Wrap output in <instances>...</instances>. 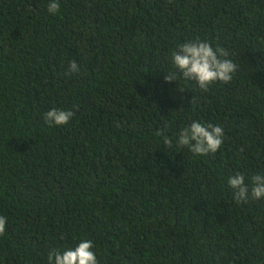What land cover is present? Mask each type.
Here are the masks:
<instances>
[{"label": "trees", "instance_id": "trees-1", "mask_svg": "<svg viewBox=\"0 0 264 264\" xmlns=\"http://www.w3.org/2000/svg\"><path fill=\"white\" fill-rule=\"evenodd\" d=\"M48 3L0 0V264L82 239L99 264H264V198L228 186L264 175V0ZM197 39L228 51L231 83L163 80ZM53 107L75 115L49 126ZM194 120L223 127L216 153L157 135Z\"/></svg>", "mask_w": 264, "mask_h": 264}, {"label": "clouds", "instance_id": "clouds-1", "mask_svg": "<svg viewBox=\"0 0 264 264\" xmlns=\"http://www.w3.org/2000/svg\"><path fill=\"white\" fill-rule=\"evenodd\" d=\"M59 0H49L47 11L50 14L58 13ZM228 51L223 47L212 46L210 42L197 39L180 43L171 51V62L176 71H167L163 80L171 84L178 80L195 81L199 89L208 91L210 86L216 83H231L233 75L237 71V65L228 59ZM71 73H78L80 68L75 60L69 64ZM180 91H183L179 86ZM192 102V101H191ZM75 113L72 110H64L53 107L44 113V121L49 126L67 125ZM163 144L169 148L178 146L187 148L194 156H206L216 153L224 144L225 133L220 125L192 121L190 126L184 127L178 133V139L173 140L161 132ZM250 185L245 183L243 173L237 172L228 179V186L232 189V198L237 203H247L249 198H264V175L257 174L250 177ZM7 219L0 216V236L6 231ZM93 242L82 239L74 248H65L63 251L51 250L47 256V264H99L95 252L92 250Z\"/></svg>", "mask_w": 264, "mask_h": 264}]
</instances>
